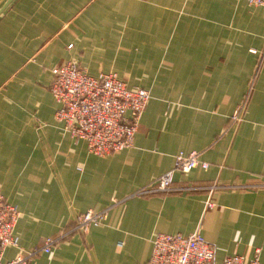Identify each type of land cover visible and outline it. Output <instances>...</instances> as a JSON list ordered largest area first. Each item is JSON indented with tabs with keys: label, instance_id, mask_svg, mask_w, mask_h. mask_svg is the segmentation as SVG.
<instances>
[{
	"label": "crops",
	"instance_id": "obj_1",
	"mask_svg": "<svg viewBox=\"0 0 264 264\" xmlns=\"http://www.w3.org/2000/svg\"><path fill=\"white\" fill-rule=\"evenodd\" d=\"M263 55L264 11L244 0H13L0 15V193L19 218L2 263L146 264L157 234L198 232L214 264H264ZM69 62L148 91L131 148L93 156L56 122L52 70ZM191 152L209 168L134 195ZM86 212L105 219L72 232Z\"/></svg>",
	"mask_w": 264,
	"mask_h": 264
},
{
	"label": "built area",
	"instance_id": "obj_2",
	"mask_svg": "<svg viewBox=\"0 0 264 264\" xmlns=\"http://www.w3.org/2000/svg\"><path fill=\"white\" fill-rule=\"evenodd\" d=\"M244 1L249 6L259 7L264 11V0ZM52 76L50 93L59 105L55 120L62 125L65 133L75 141L86 142L89 154L99 158L131 148L150 98L148 91L127 88L114 73L89 77L73 62L54 68ZM243 108L244 105H241L232 115V124L241 121ZM196 168L207 170L209 164L200 160L198 152L188 155L180 153L174 157L171 170L134 195L143 197L170 192L174 174L185 175ZM262 185L264 186V178ZM205 207L211 209L214 204L208 200ZM18 218V212L5 202L0 193V264H25L29 257L20 256L2 263L5 250L16 246L13 230ZM104 219V213L80 214L76 217L71 231L85 234L90 228L101 225ZM57 241L52 238L45 239L42 250L49 253ZM214 254V248L198 232L190 236L157 234L146 264H214ZM222 264H260V261L258 256L251 261L230 256Z\"/></svg>",
	"mask_w": 264,
	"mask_h": 264
},
{
	"label": "water",
	"instance_id": "obj_3",
	"mask_svg": "<svg viewBox=\"0 0 264 264\" xmlns=\"http://www.w3.org/2000/svg\"><path fill=\"white\" fill-rule=\"evenodd\" d=\"M13 0H7L4 5L0 8V15L3 13V11L8 7V5L12 2Z\"/></svg>",
	"mask_w": 264,
	"mask_h": 264
}]
</instances>
